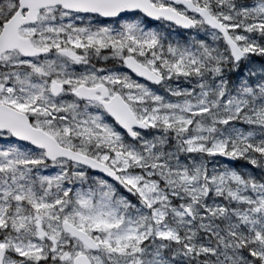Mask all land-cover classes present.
<instances>
[{
    "label": "snow or ice",
    "instance_id": "6c2138e0",
    "mask_svg": "<svg viewBox=\"0 0 264 264\" xmlns=\"http://www.w3.org/2000/svg\"><path fill=\"white\" fill-rule=\"evenodd\" d=\"M0 264H264V0H0Z\"/></svg>",
    "mask_w": 264,
    "mask_h": 264
}]
</instances>
